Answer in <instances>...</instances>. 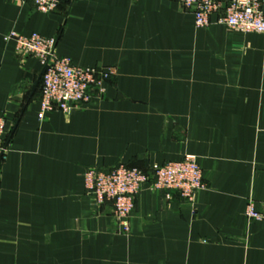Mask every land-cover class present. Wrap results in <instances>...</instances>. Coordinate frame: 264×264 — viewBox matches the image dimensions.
<instances>
[{
    "label": "crops",
    "instance_id": "obj_1",
    "mask_svg": "<svg viewBox=\"0 0 264 264\" xmlns=\"http://www.w3.org/2000/svg\"><path fill=\"white\" fill-rule=\"evenodd\" d=\"M196 27L175 0H75L52 14L0 0V264H264V35ZM264 13V0L262 4ZM57 36L58 56L113 67L91 99L39 118L41 65L5 36ZM195 155L189 202L145 184L124 232L86 194L85 168Z\"/></svg>",
    "mask_w": 264,
    "mask_h": 264
},
{
    "label": "built area",
    "instance_id": "obj_2",
    "mask_svg": "<svg viewBox=\"0 0 264 264\" xmlns=\"http://www.w3.org/2000/svg\"><path fill=\"white\" fill-rule=\"evenodd\" d=\"M75 0H10L15 5L31 2L36 11L54 13L62 2ZM184 11L193 15L196 27L210 24V15L219 10V0H175ZM263 0H227L219 23L243 32L264 35ZM5 40H13L20 56H34L38 59L40 75L39 118L47 113L60 110L68 113L87 104L91 92H102L103 84L115 76L113 67L93 68L72 63L69 58L57 55V36H43L38 33L21 35L8 33ZM6 120L0 115V161L8 146L6 140ZM87 196L94 206L106 202L112 206L113 217L124 232L129 231L128 220L135 207V200L145 184L153 191L177 192L180 198L191 202L197 192L204 187L201 166L195 155H185L178 160L151 165L148 171L119 163L110 168L90 166L83 173ZM250 220L264 222V202L256 208L249 200L244 211Z\"/></svg>",
    "mask_w": 264,
    "mask_h": 264
},
{
    "label": "water",
    "instance_id": "obj_3",
    "mask_svg": "<svg viewBox=\"0 0 264 264\" xmlns=\"http://www.w3.org/2000/svg\"><path fill=\"white\" fill-rule=\"evenodd\" d=\"M43 70H41L40 75L42 74Z\"/></svg>",
    "mask_w": 264,
    "mask_h": 264
}]
</instances>
